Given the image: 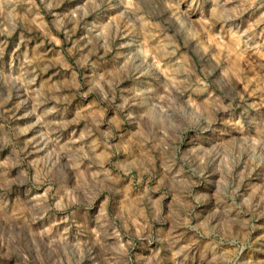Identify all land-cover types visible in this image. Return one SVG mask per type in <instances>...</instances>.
Wrapping results in <instances>:
<instances>
[{"label":"rangeland","instance_id":"rangeland-1","mask_svg":"<svg viewBox=\"0 0 264 264\" xmlns=\"http://www.w3.org/2000/svg\"><path fill=\"white\" fill-rule=\"evenodd\" d=\"M0 264H264V0H0Z\"/></svg>","mask_w":264,"mask_h":264}]
</instances>
